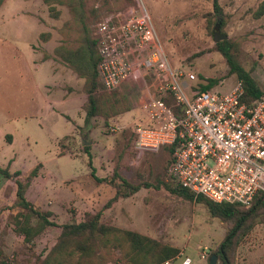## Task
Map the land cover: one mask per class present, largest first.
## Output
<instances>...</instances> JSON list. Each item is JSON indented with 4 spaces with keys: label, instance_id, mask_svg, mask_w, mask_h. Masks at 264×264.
I'll list each match as a JSON object with an SVG mask.
<instances>
[{
    "label": "rangeland",
    "instance_id": "rangeland-1",
    "mask_svg": "<svg viewBox=\"0 0 264 264\" xmlns=\"http://www.w3.org/2000/svg\"><path fill=\"white\" fill-rule=\"evenodd\" d=\"M137 1L149 12L171 66L174 69L192 72L196 76L194 86L200 87L208 84L209 80H216L218 83L212 90L227 92L238 81V78L230 73L225 57L216 50V44L224 41L215 43L214 37L218 34L220 37H226V40H234L239 44L240 63L251 72L264 92V18L257 20L252 15V11L264 0H218L226 21V26L222 30L214 26L216 19L214 0ZM137 1L89 0L91 6L102 11L101 18L93 27L97 31V24L103 16L135 5ZM22 5L25 4L20 1L19 7ZM44 9L38 17L47 26L45 33H49L51 37L48 41L42 40L40 47L54 50L62 40L59 30L71 20V15L65 6L57 7L60 11L58 19L49 15L47 6ZM3 81L4 79L0 77V87H3L1 85ZM37 84L40 86L39 82ZM6 87L10 88V85L6 83ZM124 87L117 91L123 90ZM25 89L19 90L20 96L26 92ZM124 91L129 104L132 105V100L133 106L140 108V101L145 98L143 87L133 84ZM170 102L175 101L170 99ZM127 115L129 114L124 113L114 118L122 127L116 134H111L107 129V125L113 119L108 122L100 120L96 124L100 137L98 146L92 152L99 157L101 170L99 174L102 175L101 179H104V182H97L93 178L88 181L86 176L81 179L85 188H93L97 201L92 208L87 209L78 208L75 204L62 209L51 208L55 226L51 227L35 246L26 245L19 240L18 235L12 230L11 211L7 209L3 211L4 208L12 206L15 199L14 181L4 179L0 190V260L3 252L6 257H14L20 264H33L37 255L54 246L62 225L71 221L80 222L86 213L100 212L105 222L140 232L179 248L190 257L192 264H211L212 253L225 240L232 223L214 217L203 204L185 200L164 188L143 186L145 184L155 186L162 181H170L167 170L172 155L169 149L164 148L159 152L145 153L138 158L133 126L138 122L139 116L129 118ZM18 121L23 125L18 131V136L27 133L31 142H38L36 148L40 156L45 154L47 157L44 161L49 164L48 172L55 169L56 161L63 164V159L57 160L52 158L53 155L45 153L48 148L52 152L54 147L48 141V127L42 131L43 127L35 120L29 119L26 122L19 119ZM83 152L85 149L79 144L76 147L75 157L79 158ZM84 166V163L80 165L79 162L76 167L77 173L82 172ZM87 166L89 167V164ZM60 171L58 180L63 179V167ZM115 174L119 176L118 182L124 178L142 188L129 198H120L112 202L116 191L110 181ZM70 182L72 181H68L67 184H71ZM205 250L209 257L207 260H201L199 255ZM217 264L222 263L217 259ZM235 264H264V223L261 217L254 220L252 229L244 237L237 250Z\"/></svg>",
    "mask_w": 264,
    "mask_h": 264
},
{
    "label": "built area",
    "instance_id": "built-area-1",
    "mask_svg": "<svg viewBox=\"0 0 264 264\" xmlns=\"http://www.w3.org/2000/svg\"><path fill=\"white\" fill-rule=\"evenodd\" d=\"M97 35L104 91L151 79L152 96L142 104L149 124L134 127L138 158L175 146L167 173L176 183L217 204L251 206L264 193V99L244 103L241 80L228 92L194 86L192 72L171 66L149 12L138 1L103 16ZM107 129L116 134L120 126L112 122ZM182 255L161 264H192L190 258L181 261ZM199 256L207 260L209 255L205 250Z\"/></svg>",
    "mask_w": 264,
    "mask_h": 264
},
{
    "label": "trees",
    "instance_id": "trees-1",
    "mask_svg": "<svg viewBox=\"0 0 264 264\" xmlns=\"http://www.w3.org/2000/svg\"><path fill=\"white\" fill-rule=\"evenodd\" d=\"M4 1L0 0V9ZM42 1L47 6L49 15L55 19L60 16V11L57 10L58 6L67 7L71 15V20L59 30L62 40L54 49L52 57L65 64L84 80L83 91L87 95V102L83 106V111L87 120L101 118L108 122L129 112L131 105L127 96L118 91L113 93L104 91L99 75L98 66L101 62L99 38L93 25L101 18V9L91 6L89 0ZM214 9L216 12L214 26L222 30L226 26V21L218 0H214ZM252 15L257 20L264 18V1L252 11ZM50 37L49 33H43L41 40L48 41ZM216 50L225 57L230 73L243 82L245 95L242 101L252 104L264 99V92L258 82L251 72L247 71L240 63L239 44L234 40H224L216 44ZM217 83L216 80H209V83L201 85L200 89L211 91ZM169 105L176 113H181L180 107L175 102H170ZM164 148L169 149L173 158L175 146ZM85 149L88 150L89 147H85ZM39 168L40 166L30 173L21 171L12 173L8 167L0 166V177L14 181L15 184L14 203L12 206L4 208L3 211L6 209L11 211L12 230L18 235L20 241L29 246H35L37 241L51 227L55 226L52 211L36 206L27 198L29 186L32 180L37 177ZM118 178L119 176L115 174L110 181L116 191L112 202L120 198H129L142 188V186L135 185L124 178L118 182ZM95 179L101 182L99 178L95 177ZM143 186L145 188H164L185 200L203 204L214 217L231 222L232 227L225 240L212 253L222 264H235L237 250L244 237L252 229L254 220L261 217L264 223V193L258 194L251 206L245 207L240 204L214 203L204 196H196L173 179H170L169 182L162 181L155 186L150 184ZM180 254L181 250L177 247L140 232L123 229L111 222L103 221L102 213L97 212L86 213L80 222L71 221L62 225L61 233L54 246L37 255L33 264H161ZM1 255L0 264H20L14 257H6L3 252Z\"/></svg>",
    "mask_w": 264,
    "mask_h": 264
},
{
    "label": "crops",
    "instance_id": "crops-1",
    "mask_svg": "<svg viewBox=\"0 0 264 264\" xmlns=\"http://www.w3.org/2000/svg\"><path fill=\"white\" fill-rule=\"evenodd\" d=\"M20 1L25 5L19 7ZM44 8L46 5L40 0H5L0 9V77L5 83L2 82L3 87H0V166L8 167L12 173H30L40 166L37 177L29 186L27 198L42 209L52 211L51 208L62 209L72 204L78 208H92L97 201L96 193L92 187L85 188L81 178L86 176L89 181L97 177L104 182L99 174V157L92 152L99 144L96 124L103 119L87 120L83 111L87 102L84 80L65 64L57 62L52 57L54 50L40 47L41 35L47 31V26L38 17ZM146 80V83L129 80L119 91L126 94L124 90L133 84L144 89L145 98L140 101V108L133 106L131 100V109L127 112L129 118L139 116L133 130L137 124H149L142 109L145 99L152 96L147 87L151 79L147 77ZM21 88H27L22 96L19 95ZM19 119L35 120L43 127L42 131L48 127V141L54 147L52 152L48 148L45 153L53 155L54 159H63V164L56 161L55 169L48 172L49 164L44 161L47 157L39 155L38 142H31L27 133L18 136L23 126ZM112 122L120 126L117 119ZM79 144L89 149L77 158L75 151ZM79 162L85 164V169L77 173ZM62 167L63 179L58 180ZM68 181H72L71 184H67ZM3 184L4 179L0 177V190ZM181 254V261L190 258L184 252Z\"/></svg>",
    "mask_w": 264,
    "mask_h": 264
},
{
    "label": "water",
    "instance_id": "water-1",
    "mask_svg": "<svg viewBox=\"0 0 264 264\" xmlns=\"http://www.w3.org/2000/svg\"><path fill=\"white\" fill-rule=\"evenodd\" d=\"M221 40H226V37H220L218 34H215V37H214L215 43H218ZM217 259L218 258L216 255H212L211 256V264H217Z\"/></svg>",
    "mask_w": 264,
    "mask_h": 264
}]
</instances>
